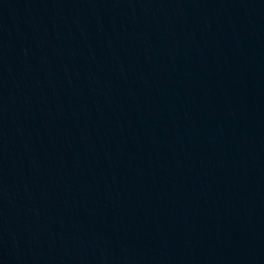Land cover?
<instances>
[{"label": "water", "instance_id": "1", "mask_svg": "<svg viewBox=\"0 0 264 264\" xmlns=\"http://www.w3.org/2000/svg\"><path fill=\"white\" fill-rule=\"evenodd\" d=\"M0 264H264V0H0Z\"/></svg>", "mask_w": 264, "mask_h": 264}]
</instances>
